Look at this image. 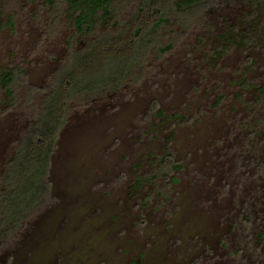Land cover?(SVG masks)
<instances>
[{
    "label": "rangeland",
    "instance_id": "rangeland-1",
    "mask_svg": "<svg viewBox=\"0 0 264 264\" xmlns=\"http://www.w3.org/2000/svg\"><path fill=\"white\" fill-rule=\"evenodd\" d=\"M139 1L77 37L47 0H0V180L68 53ZM169 15L121 86L70 102L48 196L0 238V264H264V7Z\"/></svg>",
    "mask_w": 264,
    "mask_h": 264
},
{
    "label": "trees",
    "instance_id": "trees-1",
    "mask_svg": "<svg viewBox=\"0 0 264 264\" xmlns=\"http://www.w3.org/2000/svg\"><path fill=\"white\" fill-rule=\"evenodd\" d=\"M198 0H140L128 24L116 35L88 42L63 60L54 86L31 121L1 176L0 238L20 228L48 196L51 155L68 120L70 102L84 94L116 88L141 66L169 13L189 12ZM68 17L73 35L85 37L113 19L114 0H47ZM258 9L264 0H252ZM12 22V21H11ZM10 22V23H11ZM12 24V23H11ZM2 88L12 96L15 74L7 70Z\"/></svg>",
    "mask_w": 264,
    "mask_h": 264
}]
</instances>
